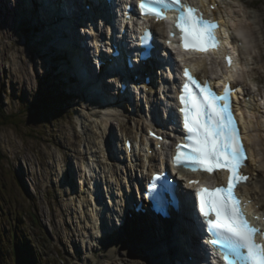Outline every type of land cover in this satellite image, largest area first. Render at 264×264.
I'll use <instances>...</instances> for the list:
<instances>
[{
	"label": "rangeland",
	"instance_id": "obj_1",
	"mask_svg": "<svg viewBox=\"0 0 264 264\" xmlns=\"http://www.w3.org/2000/svg\"><path fill=\"white\" fill-rule=\"evenodd\" d=\"M6 1L5 11H1L0 6V264H15L12 255L6 257V254H10L13 232L17 234L19 253L25 252L28 247L32 255L29 260L35 264H116L104 256L106 250L100 244L106 241L103 243L101 237L98 240L94 238L93 233H96V228L102 222L99 221L101 206L97 208L95 199L91 198V202L88 199L91 180L86 179L85 186L78 180L87 175L97 178L102 186L106 185L108 191H112L110 197H117H111L114 202L110 200L113 204L109 209L118 210L123 202L122 195L130 191L128 186L131 180L120 170L123 166H117L116 169L112 162L106 160L104 149L107 140L110 148L112 142H117L122 136L123 130L119 126L121 117L133 113L129 114L120 107L117 110L95 111L90 100L87 101L91 97L86 90L82 89L86 93L83 94L81 87L63 84L62 81L66 79L56 76L62 61L40 56L41 49L50 45L56 47L54 37H50L46 46L42 39L39 41L43 33H40L41 37L28 29L22 33V27L32 25V11L21 7L22 0ZM245 1L257 2L251 9L239 0H221V11L227 18L225 20L235 26L233 29L242 37L243 34L247 37L241 55L250 63L240 64L233 74L235 80L242 82L245 90L256 92L258 99L260 95L262 97L258 109L244 110L249 123V135L253 136L252 147L259 160L264 154L261 149L264 124L258 128L255 122L261 117L264 120V27L261 22L264 0ZM252 11L255 13L252 14L253 20L250 18ZM44 37L47 38V35ZM50 56L54 54L51 52ZM29 60H32L33 67H29ZM208 66L199 65V68L207 74L222 73L221 68ZM64 69L68 70L67 67ZM72 89L76 90V95L70 94ZM165 97L164 101L168 103ZM84 106L86 108L82 110ZM6 115L12 118L4 121ZM81 115H84L82 122L78 121ZM110 115L118 117L111 118L103 137L102 124ZM125 121H132L126 129L136 137L140 136L142 126L148 124L143 113ZM261 176L264 178V173ZM81 186L83 189L88 188L84 195L79 192ZM256 186L251 185L253 192L257 190ZM100 190L103 188L99 186ZM84 197L91 206L80 204L79 198ZM124 227L129 233L127 237H130L134 229ZM123 246L122 242L116 243L118 249ZM18 258L21 260L22 256ZM18 258L15 259L16 264ZM142 258L138 257L135 262L141 263Z\"/></svg>",
	"mask_w": 264,
	"mask_h": 264
},
{
	"label": "snow or ice",
	"instance_id": "obj_2",
	"mask_svg": "<svg viewBox=\"0 0 264 264\" xmlns=\"http://www.w3.org/2000/svg\"><path fill=\"white\" fill-rule=\"evenodd\" d=\"M139 9L142 14L154 16L157 21L173 19L167 13L174 12L173 24L179 30V39L185 49L205 52L210 47H218L215 35L218 22L205 18L197 8L183 0H140ZM224 35V42L227 43L228 33ZM168 36H174L171 28ZM151 37V30H146L142 42L147 43ZM168 43L171 45V40ZM226 59L231 66L232 58L228 56ZM183 74L186 81L179 97L182 105L179 111L186 135L185 142L176 146L173 162L191 171L213 173L220 168L227 169V187H202L195 194H189L193 197L194 205L198 198V216L204 218L202 230L206 228L211 232V243L220 247L224 264H264V244L254 239L256 234L264 233H260L247 219L235 193V188L249 179L241 171L246 162V150L231 110V94L236 89L225 84L224 94L218 95L209 83H201L194 78L188 68L184 69ZM155 179L159 180L160 177ZM156 187V184L150 185L152 190ZM160 189L152 199L158 210L164 211L169 203H175L174 189L166 179Z\"/></svg>",
	"mask_w": 264,
	"mask_h": 264
},
{
	"label": "bare ground",
	"instance_id": "obj_3",
	"mask_svg": "<svg viewBox=\"0 0 264 264\" xmlns=\"http://www.w3.org/2000/svg\"><path fill=\"white\" fill-rule=\"evenodd\" d=\"M62 1L63 0H50V5H48L49 4L48 3L49 0H22V1H20V3L22 5L21 7H23L24 10H29V11L30 10L32 11V9L30 7L31 4L33 6L34 5L35 6L37 5V7H38V5L40 3L42 6H46L47 12H51L54 15H56L58 13V11H59L60 5L63 3ZM197 1L200 2V3H202V4H204V2H205V1H201V0H197ZM64 2L66 4L73 5L76 8H79V6H80L79 5V3H80L79 0H64ZM239 2H241V4H245L246 7L253 9L254 6H255L254 5V2H257V1H249V2L247 1L246 2L245 0H239ZM6 3H7L6 0H0L1 11L2 10H4V11L6 10ZM211 3L218 5V12H212V14H214V18H217L218 17L222 21V23L224 24V26L228 30L229 34L233 38L232 41H230L228 43H229V46H231L235 50L234 52H235V55H236L235 56L236 59H235L233 68L232 69L227 68L226 67V64L224 62V55H225L226 51L225 50H222L221 52L216 53V54H218V55H216V58H214L213 56H211L209 54H207L206 56L205 55L200 56L197 59V64H199L201 66L204 65V64L206 65V60H208L209 61L208 64L210 66L211 65H214L217 68H221V70L223 71L222 78H224V79H230V80L236 81V83H238L240 81H238L239 79L235 80L236 78H235V76L233 74L234 69L237 66H239L240 64L241 65L242 64H247L248 65L250 63V61L248 59H246L245 57H243L241 55V52H243V49L245 48V43L247 44V37H246L245 34H243V37H242L237 32V30L233 29L235 26H232L231 24H229L227 22V20H225L226 17L224 18V15L222 14L223 11H221V6H222L221 0H213V1H211ZM227 3H228V1H227ZM81 6H82V3H81ZM42 11H40V12H42ZM232 11H234V10H231V12ZM252 14H255V13L253 11L250 13V18L253 20V18H254L253 16L254 15H252ZM236 15H237V13H236ZM46 16H47V13H46ZM43 18H45V17H43ZM38 19L40 20V19H42V17H40V15L37 13V24H34V25L30 26V27H26V26L22 27V33H25V31L27 29L31 33H37V30L39 28H41V30H45L46 33H48V32H52L53 33L54 39H55V44H56V50L55 49H52L50 46H48V48H45L43 50L42 49L40 50V56H42L43 58L50 59V60L52 58L53 61H62L61 67L58 70L56 76L59 77V78H61V77L62 78H65L66 79L65 81H67V85L71 86V84H73V85L76 84V83H74L72 81V79L70 77V76H72V77H76L77 80H79L78 82L77 81L76 82L78 83V86L81 87V91H82V89L83 90H86V89L87 90H90L91 88H93L90 91V94H89L91 98L90 99H87V101L90 100L89 103H90L91 107H93V108L95 107V109H94L95 111L97 110L98 112H101V111H105V110L109 111L111 109H114V110L116 109L117 110L118 107H119L118 105H120V106H125L126 105L127 112H130L131 110L136 109L140 113H143L145 116H148L153 121H157L158 123H161L164 129H167L168 128V127H165V125L162 123L163 120L160 119L161 116L160 115H157L156 113L161 112L163 110V107L165 108L167 106H170L172 108L171 103H170L169 100H167L168 103H165L164 99H159V95H158V97H156L154 99L153 103H152V108L149 109V110H147V111L146 110H143L142 107H140L139 105L137 106V105L134 104V103H136L135 102L136 99H134L133 97H131L132 94L129 93V91L126 92L124 95H121L120 93L116 92V87L114 85L112 86V84H111L112 79L111 78H107L108 77V74H110V73H114V75H117V76H121L122 75L124 77V75H123L124 70L123 69L127 66V63H126L125 60L128 57V51H124L123 50L122 55H120L119 57L114 58V59L108 61L107 64H106V66L104 67L105 68L104 73L101 72V71H99V73L97 75H94V77H92V79H90L89 77L91 76V73L93 71H92V67L90 65L89 59L87 57V49L88 48L84 45V42H83L84 41V38L82 36H84V35L89 36L90 35L89 33H90V31L92 29L85 28V25H84L85 23L84 22L82 24L81 23H77V20H76V17L75 16L69 18V21H70L69 26L66 25V23H65L66 21H65L61 25L60 24H56V25H53L51 28L49 26V25H51V23H49L47 20H44V23L42 24L40 21H38ZM234 19H236V18H234ZM261 22H262L263 27H264V16L262 17ZM24 25H26V24L24 23ZM98 25H99V23H98ZM98 25L96 27H94L95 31H98L99 30V26ZM90 26L91 25H89L88 27H90ZM78 27L80 29H78ZM67 28H69L68 29V36L69 37L68 38H64L65 37L64 36V34H65L64 32H65V30ZM160 28L162 29L163 27H160ZM238 28H239V26H238ZM78 30H80V31H78ZM262 31L264 32V29ZM111 32H114V30L112 29ZM40 33H42V32H40ZM38 35H39V37H41L40 34H38ZM42 36H43V34H42ZM50 37H53V36H51V34H50L49 36H47V40H45V39L43 40L42 39L43 44H45L46 41L50 40L51 39ZM240 42L243 43L242 46L240 45ZM104 46H105V52L104 53L108 56L107 58L109 60L110 57H113V54H115V52L114 51H110V53H109L108 52V46H107V44H105ZM66 47H67V49H66ZM246 49H247V46H246ZM51 52H52V54H54V56H52V57L50 56V53ZM138 52L139 51H137V54H138ZM159 56L163 59V56L162 55L159 54ZM135 60L136 61L137 60L140 61L138 57ZM38 61H39V59H38ZM195 63H196V60H195ZM28 65H29V67H33L32 66V60H29ZM199 65H197L198 68H199ZM139 66L141 67V70L144 69V67L146 66L144 60L141 62V64ZM65 67H67L68 70H65L64 69ZM93 67H95V65H93ZM49 69H50V67H49ZM75 71H76V73L77 72L78 73L80 72L82 75H83V72H84V75H85V73H87V75L89 77H86L87 80H84V79H82V77L77 76L76 73H75ZM134 71H135V73L138 74L139 73V67H136L134 69ZM163 71H165V70H163ZM252 73H253V71H252ZM124 74H125V72H124ZM157 74L158 73H156L155 75H157ZM159 76H160V78L162 80V74H159ZM204 77H207V73L206 72H204ZM215 77H217L216 74H215ZM37 78H39V77H37ZM125 79L127 81H129V78L127 76V73L125 74ZM169 79L172 80V81H174L175 80V76H173L172 74H169ZM156 80L158 82V80H159L158 76L155 78V81ZM86 81H89V84L87 85V88L84 89V87H82V86L84 84L83 82H86ZM167 81L169 82L168 79H167ZM62 82H63V84H66L64 81H62ZM240 83H242V82H240ZM105 84H107L109 86H106ZM129 84L130 85L134 84L133 78L130 79ZM54 85H55V83H54ZM78 86H76V87H78ZM76 87H75V89H76ZM88 87H89V89H88ZM134 87L136 88V85ZM154 87H155L156 90H159L160 89V92H161L162 87H160L158 85V83L154 82ZM127 88H129V86ZM68 90H69V87H68ZM29 91H30V89H29ZM69 92H70V94L71 93L73 94V93L76 92V90L72 89ZM82 93L84 94L85 91H82ZM97 93H100L101 95L100 94H97ZM75 95H76V93H75ZM100 96H103V101H104V103L108 107L103 106V102L99 101V99L101 98ZM118 98H119V100H118ZM124 100H127L126 103H124L125 102ZM115 101H116V103H114ZM80 104L82 105V103H80ZM258 107L259 106L256 107V106H253L252 105V110L258 109ZM85 108L86 107L84 106L82 108V110L85 109ZM84 113H85V110H84ZM83 116L84 115H81V117H80V119L78 121H81L82 122ZM113 116L114 115H110L109 117L105 118L104 124H102L103 121L100 122V124H102V134H103V137H104V134L106 133L107 129L109 128V123H110V120H111V118ZM114 117H118V116L115 115ZM245 117H246V115H245ZM245 117L243 118V124H244V129H245L246 135H247L246 136V140H247V143H248V149H249L250 155H251V162L247 166V172H249V173L252 174V179H251L252 182L250 184H248L247 186H244V189L243 190H244V193H245L247 199H251L253 201L254 207L253 206H250L252 208V210L253 209H256V211H257V209H263L264 210V191H263L264 190V178L261 176V173L262 174L264 173V169H263V167H261V166H263L262 164H264V157H263L264 154H263L262 158L260 157L259 160L256 159L257 157H256L255 149H253V147H252L253 136L252 135H249V126H248L249 123H248V121H247V119ZM121 118H122V120H121L119 126L122 127V130L124 132V135L130 136L131 135L130 134L131 132H127V130H129V129H126V127L128 125V122L125 121L124 117H121ZM158 118L160 119V121H158ZM248 118H250V117H248ZM262 118L263 117H261L260 119L256 120V122H255L257 124V127L258 128L261 127V126H263V124H264V120H262ZM249 121H251V120H249ZM131 122L132 121H130V123ZM253 122L254 121H252V123ZM166 124H167V122H166ZM54 127H56V126H54ZM251 127H253V126H251ZM254 127L256 128L255 125H254ZM123 132L121 134H123ZM261 134L262 133H260V135ZM261 146H262L261 147L262 151H264V143L263 142H262ZM104 152H105L104 157L106 159H109V156H110V154H109L110 153L109 148L105 149ZM47 154H49V153H47ZM59 154H60V152H59ZM260 154H262V153L260 152ZM256 161L258 163V166L255 167V162ZM86 167L88 168L89 166L86 165ZM194 176L195 177H200L198 175L197 176L194 175ZM252 184L257 185L256 186L257 187V190L254 191V192L251 189V185ZM125 189H127V188H125ZM79 192L81 194H85L86 192H88V188H86V189H82L81 188V191H79ZM120 195H121V193H120ZM111 197H112V195H111ZM79 199H80L79 200L80 201V204L81 203H82V205L83 204L84 205L86 204V206H89L90 205L89 202L85 199V197L84 198H79ZM111 201H113V200H111ZM76 202H78V201H76ZM87 202H88V205H87ZM99 203H100V201H99ZM80 208H82L81 205H80ZM97 208H98V206H97ZM100 209H102V208L100 207ZM115 211H117V210H115ZM119 212H121V209H119ZM107 214L110 215V213H107ZM108 215L105 217V219L106 218L108 219ZM112 217H115V215H113ZM109 219L113 222V220H112V218L110 216H109ZM129 220H130L129 217H127L123 221L127 224V222ZM132 220H133V222L129 225L128 228L129 229H134L133 230L134 232L132 233V235H130V237H127V235L129 233H128V231H126V227H124L125 225H123V227H124L123 229H116L113 232L111 231L112 234H113L112 236L105 237V238H102V237L100 238V240L103 239L102 240L103 243H104V241H106V243L100 244L104 248V250H106V251H104L106 253V254H104V256L108 260L112 261V263H116V264H118V263H124V264H146V263H148L150 261L151 264H157L156 262H151V260H152V256H153V252H154L155 248L157 249L159 247H162V248L163 247H169L173 251H175V249L176 250L179 249L180 255L183 256V257L184 256H187L188 253H190V256H192L193 258L196 257V254L198 253V246L196 244L197 240H196L195 236L193 235L194 227L191 225L189 219L186 220V218H183L181 220V222H180V225H178V228H175L173 232H171V231L168 232L170 229H168V227L166 226V224H164L162 222L160 223V228L161 229L159 228L158 225H154L156 227L155 231H157V232H154L153 231V228H152V226H153V224H152L153 222L152 221H149L148 224H145L146 221L143 220V219L136 220V221H135V219H132ZM102 225H103V223H102ZM102 225L100 224L97 227L98 229L96 228V231H95L96 233H93L94 234V238H96L97 240L102 235V232H103ZM154 233L156 235V238L154 236ZM95 234H96V236H95ZM259 238L260 237L258 236L257 237V240H259ZM117 242L118 243L119 242L120 243L122 242L124 244V246L121 249H118L116 247V243ZM138 257H143L141 263H136L135 262ZM160 262H162V261H160ZM195 263H201V259H198L197 262H194V261L192 262V264H195ZM182 264H187V261H185V259H183L182 260Z\"/></svg>",
	"mask_w": 264,
	"mask_h": 264
},
{
	"label": "trees",
	"instance_id": "obj_4",
	"mask_svg": "<svg viewBox=\"0 0 264 264\" xmlns=\"http://www.w3.org/2000/svg\"><path fill=\"white\" fill-rule=\"evenodd\" d=\"M11 118H12V116L6 115L5 118H4V121H6V120L9 121ZM10 238H11V241H10V245H11L10 254L9 253L6 254V257L8 258L9 256L12 255L13 258H14V262L16 264V260L15 259L18 258L19 255H21L22 258H21V260H19V258H18L17 264H35L34 261L29 260V258H31L32 255H31L30 249L28 247L26 248L25 252L19 253L18 242H17L18 239H17L16 232H13V234H11ZM23 255H24V257H23ZM0 258H2L1 250H0ZM62 261H64V260L62 259Z\"/></svg>",
	"mask_w": 264,
	"mask_h": 264
}]
</instances>
